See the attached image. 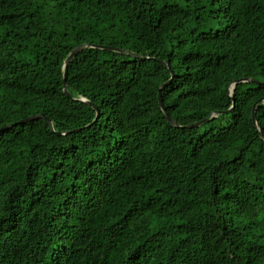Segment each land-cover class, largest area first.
Here are the masks:
<instances>
[{
  "label": "trees",
  "instance_id": "obj_1",
  "mask_svg": "<svg viewBox=\"0 0 264 264\" xmlns=\"http://www.w3.org/2000/svg\"><path fill=\"white\" fill-rule=\"evenodd\" d=\"M0 264H264V0H0Z\"/></svg>",
  "mask_w": 264,
  "mask_h": 264
},
{
  "label": "water",
  "instance_id": "obj_2",
  "mask_svg": "<svg viewBox=\"0 0 264 264\" xmlns=\"http://www.w3.org/2000/svg\"><path fill=\"white\" fill-rule=\"evenodd\" d=\"M87 45H83V46H79V47H76L69 55L68 57L66 58L65 60V63H64V66H63V91L65 92V94L67 96H69V93H68V90H67V85H66V75H67V66L69 64V62L74 58V56L83 49V47H86ZM100 48H103V49H109V50H118V49H115V48H111V47H106V46H100ZM132 56L136 57L135 54H132ZM158 99H159V104H160V107L162 109V111L165 113L166 117L169 119V121L171 123L174 124V121L169 117V115L167 114L166 110H165V107L161 101V98H160V94L158 95ZM38 117H44L43 114H40V115H37V116H32V117H29L25 120H22V121H19L18 123H21V122H24V121H27V120H32L34 118H38ZM46 118V117H44ZM46 120L48 121V123L51 125V122L48 118H46ZM253 120L256 122V118H255V114L253 113ZM204 122V121H203ZM203 122H200V123H203ZM200 123H196L195 125L197 124H200ZM17 124V123H15ZM14 124V125H15Z\"/></svg>",
  "mask_w": 264,
  "mask_h": 264
}]
</instances>
